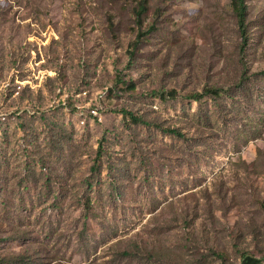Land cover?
Listing matches in <instances>:
<instances>
[{"label": "rangeland", "instance_id": "obj_1", "mask_svg": "<svg viewBox=\"0 0 264 264\" xmlns=\"http://www.w3.org/2000/svg\"><path fill=\"white\" fill-rule=\"evenodd\" d=\"M149 3L0 0V257L264 263V0Z\"/></svg>", "mask_w": 264, "mask_h": 264}, {"label": "trees", "instance_id": "obj_2", "mask_svg": "<svg viewBox=\"0 0 264 264\" xmlns=\"http://www.w3.org/2000/svg\"><path fill=\"white\" fill-rule=\"evenodd\" d=\"M135 2L134 6V13L136 16V23L139 28L138 32V38L141 39L142 37L146 36L148 33L152 32L155 29L154 24L150 25L148 29L144 27V18L145 15L148 13L150 9V3L149 0H132ZM232 6L236 11V15L238 18V25L241 32L242 37V52L245 54V49L247 47V44L249 42V24H248V5L246 3V0H231ZM108 25L111 30H114L116 23L114 21V16L112 13L108 14ZM133 51H131V55H134L136 45H132ZM129 87L134 89L135 84L130 83ZM171 94L175 95V91H171ZM125 113H127L125 111ZM130 116L136 121H144V119L140 116H136L133 113H130ZM172 133L183 135V133L179 129L170 128ZM133 255V253L130 250H124L121 252V256L125 258H129ZM221 257L222 255H219ZM31 255L29 256L27 253H15L12 254L11 257H0V264H31ZM264 258V255H263ZM242 264H264L262 257H257L250 253H245L243 255Z\"/></svg>", "mask_w": 264, "mask_h": 264}, {"label": "built area", "instance_id": "obj_3", "mask_svg": "<svg viewBox=\"0 0 264 264\" xmlns=\"http://www.w3.org/2000/svg\"><path fill=\"white\" fill-rule=\"evenodd\" d=\"M93 114H95V116H98V111L95 110V111L93 112Z\"/></svg>", "mask_w": 264, "mask_h": 264}]
</instances>
